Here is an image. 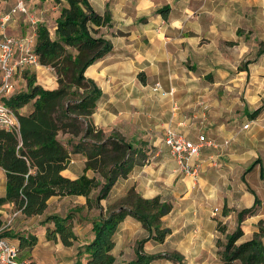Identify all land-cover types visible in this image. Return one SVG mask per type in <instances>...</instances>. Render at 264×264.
<instances>
[{"label":"crops","instance_id":"crops-1","mask_svg":"<svg viewBox=\"0 0 264 264\" xmlns=\"http://www.w3.org/2000/svg\"><path fill=\"white\" fill-rule=\"evenodd\" d=\"M89 1L98 13L110 12L111 25L100 30L113 43L112 51L86 71V76L103 91L91 121L107 132H120L129 142L147 141L148 154L153 156L151 162L118 180L100 206L106 209L132 186L143 197L159 195L173 205L163 218L171 233L163 243L148 240L145 253L177 252L183 256V264H216L220 262L217 241L226 238L219 224L226 226L227 233H233L239 225L238 212L252 207L256 198L261 202L258 212L241 223L244 235L238 242L250 240L259 222H264V110L256 118L251 117L262 105L264 95L258 92L260 88L254 80L247 84L246 70H239L238 64L230 67L247 56L246 36L239 31L263 27L264 0ZM26 4L31 13L40 11L38 15L34 13L37 27L47 26L54 15L55 30L61 5L53 0H26ZM14 5L15 0H0L1 11L9 12ZM5 32L23 37L31 32V25L24 14H17ZM232 41L236 44L229 46ZM24 71L35 73L37 82L48 85L46 88L58 87V76L52 67L40 64ZM21 76L26 90L23 72L15 76L14 85ZM156 83L174 93L154 91ZM31 109L32 104H28L21 112L29 113ZM245 124L249 127L244 128ZM168 128L194 141L204 134L215 142L205 144L200 155L191 158L198 170L196 177L182 171L170 155L163 142ZM60 139L71 150L78 141L67 133ZM85 163V155L72 152L62 174L75 179L84 173ZM87 174L95 175L92 170ZM0 183V196H4L3 169ZM13 207L6 204L1 212ZM69 212L75 216L77 242L65 246L61 240H48L47 228L52 225L43 224L44 220L52 214L66 216ZM100 212V208L87 207L85 196H52L43 214L29 218L19 214L29 223L28 231L19 232L18 228L17 235H37L38 242L30 251V258L40 262L37 264H78L79 260L85 264L86 258L78 257V247L93 239L92 221ZM148 235L140 221L127 216L114 236L116 264L133 260L138 242ZM151 264L180 262L163 257Z\"/></svg>","mask_w":264,"mask_h":264},{"label":"trees","instance_id":"trees-1","mask_svg":"<svg viewBox=\"0 0 264 264\" xmlns=\"http://www.w3.org/2000/svg\"><path fill=\"white\" fill-rule=\"evenodd\" d=\"M53 1L61 5L55 38L48 26L39 24L36 53L41 65L56 71L58 87L46 88L37 82L35 73L24 71L27 89L6 99V104L16 113L20 127L18 131L0 130V169L6 174V193L0 196V238H17L20 249H28L29 253L38 242L36 234L15 235L9 228L2 229L1 209L4 205L13 204L14 210L29 218L43 214L52 196L82 195L87 198V207L101 209L92 221L93 239L78 247V257H85V264H116L112 252L114 236L120 223L129 215L140 221L149 235L138 242L136 257L124 264H151L163 257L183 264V256L177 252L162 255L144 251L148 240L163 243L171 233V228L163 222L172 211L171 202L159 195L143 197L132 186L106 209L100 206L118 180L127 178L136 167L147 164L150 158L148 143L143 140L129 142L120 132H107L91 121L103 91L94 79L86 76V71L113 49L111 40L100 30L111 25L110 12L98 13L89 0ZM167 9L169 7L162 12ZM257 53L264 55V41H259ZM28 104H32L31 111L22 113L21 109ZM263 110L264 101L251 117L256 118ZM60 133L78 139L72 150L60 139ZM72 152L86 156L84 173L75 179L62 174L71 161ZM89 170L95 175L90 177ZM96 190L98 194L93 198L92 193ZM260 203L256 198L252 207L238 212L239 225L233 233H227L226 226L219 224L226 238L217 241L220 262L216 264H264L263 220L250 240L238 242L244 235L241 223L258 212ZM74 217L73 212L66 216H47L43 224L52 225L47 228L48 240H61L65 246H73L78 240L73 227ZM78 264H81L80 260Z\"/></svg>","mask_w":264,"mask_h":264},{"label":"built area","instance_id":"built-area-1","mask_svg":"<svg viewBox=\"0 0 264 264\" xmlns=\"http://www.w3.org/2000/svg\"><path fill=\"white\" fill-rule=\"evenodd\" d=\"M17 14H24L31 25V32L23 37H16L6 34V26ZM37 43V18L29 10L26 0H15L14 7L9 11L0 10V130L18 131L19 120L14 110L6 104V99L14 89V78L17 74L24 72L29 66L40 65V59L36 53ZM154 91H161L164 95H172L173 89L164 91L161 83H156ZM174 104V109L178 110ZM248 128L249 124H245ZM168 147L170 155L176 160L177 164L185 173L198 175L196 166L190 162L191 158L200 155L201 148L205 145H215V142L208 139L204 134L198 136V140L189 139L184 133L175 128H168L163 139ZM153 160L150 156L147 163ZM216 211V210H215ZM20 211L14 210L7 221H4L2 229H8L19 216ZM0 264H37L31 258L22 256L18 244L6 237L0 238Z\"/></svg>","mask_w":264,"mask_h":264},{"label":"rangeland","instance_id":"rangeland-1","mask_svg":"<svg viewBox=\"0 0 264 264\" xmlns=\"http://www.w3.org/2000/svg\"><path fill=\"white\" fill-rule=\"evenodd\" d=\"M59 8L61 9V6H59ZM34 13L36 15H38L40 13V11L36 9V11L34 10ZM262 13H263V19H264V7H263ZM54 19H55V17L53 15L51 18L48 19V23H47V26L50 28L51 35L53 38H55V32H54L55 31L54 30L55 21H54ZM240 31L243 35L245 34V36H246L247 45H248L247 46V56H245V58H243L240 62H234L233 64L230 65V67L232 65L235 66L238 64L239 68L241 67V68L245 69L246 70L245 72L247 73V84L250 85L251 84L250 82L252 80H254L256 82L257 88H260L258 90V92L261 94V96H263L264 95V57H263V55H259L257 53V51H258V47H259V41H264V24H263V27L261 29L259 28L255 31H253L251 29H248V30L242 29ZM228 45L234 46V45H231L229 42H228ZM70 50L72 52H76L75 49H73V48H71ZM44 86H48V85H44ZM24 88H25L24 80L21 76V77L17 78L16 86L14 85V90L11 92V95H13L17 92L23 91ZM59 137L63 138V133H60ZM65 138H68V136H65ZM149 148H150V143H148V145H147V149H149ZM0 192H3L1 183H0ZM97 194H98V190L94 191L92 193L93 198L96 197ZM119 198L114 199L111 202H116ZM13 212H14V209H6L3 212V220L6 222L8 217L10 215H12ZM28 223L29 222H27L24 218L17 216V218L12 223V225L9 229L11 230L12 234H15V235L18 234L17 233L18 228H20L19 232H23L25 230L27 232L28 230L26 229V227H28ZM16 239L17 238H9V240H11L12 242L19 244ZM21 252H22L23 257H26V258L31 257L28 249H21ZM37 259L40 261V258H37ZM37 263H40V262H37Z\"/></svg>","mask_w":264,"mask_h":264}]
</instances>
